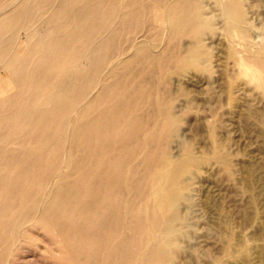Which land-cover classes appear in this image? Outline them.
<instances>
[{"label":"bare ground","instance_id":"6f19581e","mask_svg":"<svg viewBox=\"0 0 264 264\" xmlns=\"http://www.w3.org/2000/svg\"><path fill=\"white\" fill-rule=\"evenodd\" d=\"M221 6L248 34L244 0ZM215 21L203 0H0V240L46 223L79 231L93 263H177L186 181L204 161L150 150H166L181 119L171 93L148 83L169 61L180 74L211 70L204 36ZM242 57L245 75L247 60L264 61Z\"/></svg>","mask_w":264,"mask_h":264},{"label":"rangeland","instance_id":"374dc122","mask_svg":"<svg viewBox=\"0 0 264 264\" xmlns=\"http://www.w3.org/2000/svg\"><path fill=\"white\" fill-rule=\"evenodd\" d=\"M225 1L203 0L217 20L213 32L204 36V45L212 57L207 62L211 70L209 67L200 71L190 69L181 75L173 72L174 62L169 61L161 70L164 73L170 68V81L164 80L162 71L158 69L154 76L155 84L148 83L149 88L157 87L165 97L171 93L168 98L171 97L174 111L182 121L178 135L169 141L166 150L158 144L149 146L150 150L153 148L158 156L168 151L171 155L166 153L175 159L191 152L204 161L186 181L189 201L181 205L186 236L181 243L183 251L175 259L176 264H181V261L182 264H264V87H258L264 79V64L263 68L260 67L264 61H245L249 66L246 69L253 71L249 76L243 74L247 70L243 72L242 64L238 63L242 56H264V0H244L250 28L248 34H243L239 27L231 24L222 12L221 4L224 5ZM158 23L155 22L154 26ZM192 42L193 38L183 37V50ZM232 54L235 55L234 60ZM236 54L241 57L236 59ZM252 75L254 80H251ZM255 78L261 80L255 81ZM147 109H144L145 113ZM143 169L142 163L138 166L139 174ZM38 225L44 226L40 228ZM28 226L30 230L23 227L27 232L24 234L21 230L20 237H17L24 236L25 241L22 238L13 243L0 240L1 264L104 262L97 259L93 263L85 256L87 239L80 240L82 234L79 231L68 235L46 223ZM0 230L7 235V229L3 227ZM141 230L138 231L139 237ZM79 244L82 248L75 253L74 247ZM7 251L10 257L4 256ZM110 263L120 264L115 260Z\"/></svg>","mask_w":264,"mask_h":264}]
</instances>
